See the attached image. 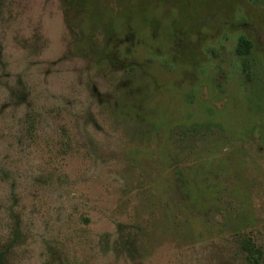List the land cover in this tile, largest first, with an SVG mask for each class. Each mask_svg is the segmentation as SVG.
<instances>
[{
	"label": "rangeland",
	"instance_id": "1",
	"mask_svg": "<svg viewBox=\"0 0 264 264\" xmlns=\"http://www.w3.org/2000/svg\"><path fill=\"white\" fill-rule=\"evenodd\" d=\"M246 240L264 264V0H0V264Z\"/></svg>",
	"mask_w": 264,
	"mask_h": 264
},
{
	"label": "trees",
	"instance_id": "2",
	"mask_svg": "<svg viewBox=\"0 0 264 264\" xmlns=\"http://www.w3.org/2000/svg\"><path fill=\"white\" fill-rule=\"evenodd\" d=\"M251 48L250 42L245 38H239V42L236 48V52L239 55H246ZM244 250L249 253L252 257L253 263L257 264L261 260L260 249L255 247L253 242L246 240L243 242Z\"/></svg>",
	"mask_w": 264,
	"mask_h": 264
}]
</instances>
